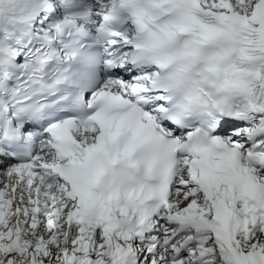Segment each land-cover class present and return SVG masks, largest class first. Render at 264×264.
<instances>
[{
    "label": "snow or ice",
    "instance_id": "1",
    "mask_svg": "<svg viewBox=\"0 0 264 264\" xmlns=\"http://www.w3.org/2000/svg\"><path fill=\"white\" fill-rule=\"evenodd\" d=\"M0 264H264V0H0Z\"/></svg>",
    "mask_w": 264,
    "mask_h": 264
}]
</instances>
